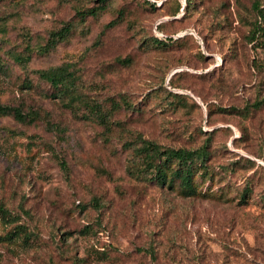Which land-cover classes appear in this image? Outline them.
<instances>
[{"label":"rangeland","instance_id":"1","mask_svg":"<svg viewBox=\"0 0 264 264\" xmlns=\"http://www.w3.org/2000/svg\"><path fill=\"white\" fill-rule=\"evenodd\" d=\"M255 3L264 8V0H106L79 19L76 10L97 0H0V105L22 116L0 115V203L28 233L8 241L12 224L0 220V264H264ZM65 22L69 35L45 51ZM63 64L72 100L36 73ZM91 105L110 111L108 131L87 115ZM230 106L248 114L222 109ZM137 134L174 148L208 140L205 195L129 176L127 143Z\"/></svg>","mask_w":264,"mask_h":264},{"label":"trees","instance_id":"2","mask_svg":"<svg viewBox=\"0 0 264 264\" xmlns=\"http://www.w3.org/2000/svg\"><path fill=\"white\" fill-rule=\"evenodd\" d=\"M97 2L99 4L95 7L76 10L75 13L79 19H83L86 15L95 16L103 10L106 0H97ZM180 7V3L176 1L174 11L178 12ZM253 8L256 11L257 19H255L254 28L249 35L251 40H256L258 36L262 39L264 37V8L261 9L258 3L253 4ZM70 31L71 25L68 22H65L59 29L51 31L44 45L45 51L55 47L58 42L64 40ZM153 41L159 44L162 43L155 38ZM165 41L168 43L172 39L168 38ZM36 73L58 95L72 100V96L76 94L73 85V74L67 64L38 70ZM173 96L176 98L179 97L178 95ZM261 103V100H257V105L254 108H258ZM116 107H119V103L112 101L111 108ZM222 109L235 114H248L247 107L245 109H238L230 106L228 110L225 108ZM87 112L89 113L87 115L102 126L105 131L109 130L111 123L109 120L110 111L104 112L98 105H91L87 107ZM9 113L17 119H21L22 117L18 109L0 105V115ZM207 141L205 140L195 148H174L160 145L137 134L127 143V147L131 150V158L127 161L126 172L131 177L143 178L148 182H152L160 189L175 191L181 197H203L205 192L201 191L199 180L211 177V172L207 164L210 158ZM0 220L4 225L12 224L11 229L3 234L4 239L8 241L21 239L22 242L27 240L28 233L24 225L19 224L17 216L12 214L2 203H0Z\"/></svg>","mask_w":264,"mask_h":264}]
</instances>
